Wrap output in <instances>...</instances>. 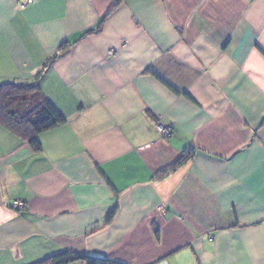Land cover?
Returning <instances> with one entry per match:
<instances>
[{"label":"crops","instance_id":"1","mask_svg":"<svg viewBox=\"0 0 264 264\" xmlns=\"http://www.w3.org/2000/svg\"><path fill=\"white\" fill-rule=\"evenodd\" d=\"M21 3L0 84L41 73L65 122L0 125V264H264V0Z\"/></svg>","mask_w":264,"mask_h":264},{"label":"trees","instance_id":"2","mask_svg":"<svg viewBox=\"0 0 264 264\" xmlns=\"http://www.w3.org/2000/svg\"><path fill=\"white\" fill-rule=\"evenodd\" d=\"M100 26L95 30L87 31L86 34L99 32ZM52 61L53 58L49 59L44 64V68L49 66ZM40 76L41 73H38L36 78L38 81L31 83L7 82L0 84V125L27 142L35 152L41 150L39 136L65 122L64 117L53 103L41 93L39 88ZM189 158V154L185 155L178 161L176 166H181ZM111 217L112 215L108 217V222H110ZM75 262L85 264H121L67 252L35 264H71Z\"/></svg>","mask_w":264,"mask_h":264},{"label":"built area","instance_id":"3","mask_svg":"<svg viewBox=\"0 0 264 264\" xmlns=\"http://www.w3.org/2000/svg\"><path fill=\"white\" fill-rule=\"evenodd\" d=\"M33 2H34V0H24V3H21V4L19 5V7H20V8H24L25 6H28V5L33 4ZM156 129H157V131H158L160 134H162V135H164V136H169L170 133H171L170 129L164 128L162 125H159V124L156 125ZM14 207H15V208H21V207H22V204H21L20 202H16V203L14 204Z\"/></svg>","mask_w":264,"mask_h":264}]
</instances>
